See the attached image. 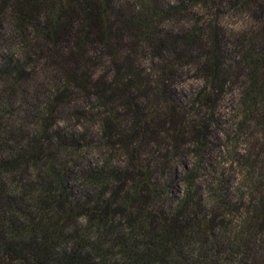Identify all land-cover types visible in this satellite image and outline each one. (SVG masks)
<instances>
[{
    "label": "trees",
    "instance_id": "obj_1",
    "mask_svg": "<svg viewBox=\"0 0 264 264\" xmlns=\"http://www.w3.org/2000/svg\"><path fill=\"white\" fill-rule=\"evenodd\" d=\"M2 26L0 264H264V0H0ZM233 140L232 201L203 178Z\"/></svg>",
    "mask_w": 264,
    "mask_h": 264
},
{
    "label": "rangeland",
    "instance_id": "obj_2",
    "mask_svg": "<svg viewBox=\"0 0 264 264\" xmlns=\"http://www.w3.org/2000/svg\"><path fill=\"white\" fill-rule=\"evenodd\" d=\"M197 11V10H196ZM223 21L225 26L228 29H237L239 28L242 24V19L240 17H223ZM189 22H186L188 25ZM172 22H166L165 26L171 27ZM7 34V27L2 26L0 27V59L2 55L7 51V41H6V36ZM199 81L194 78V74L192 71L184 70V74L179 78V85L176 88V96L179 100L185 101L187 98L191 96V94L196 90V88L199 85ZM39 84L36 81H32L30 84L26 86V94L21 93L18 95L16 99V109L20 110V116L23 117L25 116L24 109L27 108L31 105V102L36 101V97L41 94V90L39 89ZM34 99V100H33ZM19 116V117H20ZM62 122L64 125L67 127L72 128V126H75L77 124V120L75 117L72 116V114H64L61 115ZM33 123V124H32ZM30 126L34 127V122L29 123ZM224 134L220 130H215L213 142L215 145H221L224 142ZM233 148H231L230 153L226 150V146L223 145L224 151L220 154L219 152H216L217 150L214 151V159L212 160V164L218 166V172L213 174V172L210 175H207L206 173L204 174L207 178V181L210 180L209 177H212L213 180L217 177L223 180L224 184L225 182L229 181V197L234 200L235 193L237 191L238 185H239V179H240V171H239V166L238 164L235 163L234 159L235 156L232 155V152L234 150V146L236 145V141L233 140L231 143ZM230 146V144H229ZM237 146L240 147V143L237 142ZM226 150V151H225ZM97 151L95 150V146H91L75 155L72 156L71 160L72 163H77L79 165H83L87 162H93L96 161L98 156H97ZM180 167V166H179ZM203 176H201L202 178ZM173 194H177L181 192L183 185L180 182H174L173 183ZM206 190V186H203V191ZM233 215V214H232ZM230 215V217H234L235 215Z\"/></svg>",
    "mask_w": 264,
    "mask_h": 264
}]
</instances>
